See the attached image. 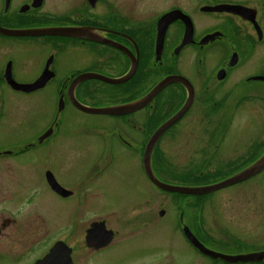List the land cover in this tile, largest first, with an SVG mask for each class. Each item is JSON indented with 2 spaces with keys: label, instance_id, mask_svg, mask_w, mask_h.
Returning <instances> with one entry per match:
<instances>
[{
  "label": "flooded vegetation",
  "instance_id": "obj_1",
  "mask_svg": "<svg viewBox=\"0 0 264 264\" xmlns=\"http://www.w3.org/2000/svg\"><path fill=\"white\" fill-rule=\"evenodd\" d=\"M0 27L66 28L72 34H0V264H22L24 258L34 264L60 241L77 263L69 219L55 226V199L87 205L78 213L82 221L91 204L144 203L143 212L114 224L107 217L89 223L83 238L92 258L133 245L129 258L135 248L144 251L138 264H264L213 258L190 239L227 255L264 251V211L250 215L243 205L225 216L219 210L222 193L253 179L263 185L264 170L199 196L159 188L144 164L152 135L179 111L153 151V170L162 182L214 184L264 155V131L232 129L249 105L264 108V0H0ZM132 70L120 84L98 77L120 78ZM173 77L178 79L131 113L90 111L135 102ZM14 82L37 86L28 93ZM20 95L42 96L39 118L46 123L22 146L7 143L3 132L20 116ZM198 120L206 124L200 132L192 129ZM248 134L256 149L246 150ZM73 170L79 175L69 184L64 177ZM152 187L175 206L172 226L149 227ZM94 225L95 245L88 247ZM101 259L94 264H110Z\"/></svg>",
  "mask_w": 264,
  "mask_h": 264
},
{
  "label": "rangeland",
  "instance_id": "obj_2",
  "mask_svg": "<svg viewBox=\"0 0 264 264\" xmlns=\"http://www.w3.org/2000/svg\"><path fill=\"white\" fill-rule=\"evenodd\" d=\"M7 95H11V92L8 91ZM16 101L18 102V106H20V102L22 104V108L20 111V116L16 118V123H8L7 126L4 127V136L7 143H21V146L28 143L33 136L37 135L38 132L42 131L46 128V123L42 122L39 118V114L41 108L43 107L42 96H16ZM197 123H192V129L194 131L200 132L203 130V127L206 126L204 122L195 121ZM232 129L242 130L244 132H256L257 130L264 131V108L258 105H249L247 107V111L243 113L240 117L237 116L235 122L232 124ZM77 130V129H75ZM254 135L248 134L247 142L248 148L256 149V144L254 140H251ZM263 137V135H262ZM254 145H251L253 144ZM73 144V140H70V146ZM169 150V149H168ZM170 152H172V156L174 157V161L177 162L176 159V146H172L170 148ZM78 171H71L64 178L68 181L69 184H73L72 181L74 178L78 176ZM213 179V178H212ZM211 179V180H212ZM210 180V181H211ZM258 180H251L244 183L243 187L237 192H226L222 193L221 207L219 210L224 213V215H231L228 212H232L233 210H238L243 205L245 206V210L251 212L250 215H254L255 212L264 211V184L261 185L257 182ZM207 181H203L202 183H206ZM154 188L150 189L151 198L148 203L146 209H149L150 212V228L156 227L158 225L161 226H172L174 221V214L176 212V208L173 204L165 201L162 198V195L155 190ZM240 192V193H238ZM245 195V199L242 196ZM90 205V204H88ZM102 209H95L94 204H91V208H88L86 212V218L82 221L79 218L78 213L81 210H84L87 205H81L77 202L66 201L63 199H55L53 202V219L55 221L56 228L61 227V220L64 218L65 220L69 219V224L71 225V235L69 236V242L71 246L76 249V254L78 256L76 264H94L95 261H101V258H107L110 260V264H138L136 262V257L143 253L144 251L135 248L132 253L133 257L128 256V250L133 247V245H126L125 247L117 246L105 256H97L91 257L90 254L87 253L85 242H84V229L89 226V223L98 220L100 217H107L113 224L115 221L120 220L123 216H131L136 213H141L144 211V203L138 201V203L131 202L129 200H113V201H105L103 203L98 204ZM164 209L166 211V215L164 217L159 216V211ZM209 209V208H208ZM207 212V208H204ZM74 214L78 215L77 218H74ZM207 215V214H206ZM79 218V219H78ZM46 217H43L41 222L46 223ZM160 222V224H159ZM76 226L74 227V225ZM135 227H141L140 224H135ZM143 226V225H142ZM75 230V231H74ZM129 226L128 231L129 232ZM68 241V240H67ZM123 251V253H121ZM44 251H38V254L43 253ZM181 253L185 252V247L182 246ZM169 253V249L167 248L165 251L166 257ZM163 255V252H161ZM31 259V256H30ZM22 264H30L26 258H24ZM182 264H185L181 262ZM180 264V263H179ZM199 264H204L200 262Z\"/></svg>",
  "mask_w": 264,
  "mask_h": 264
},
{
  "label": "water",
  "instance_id": "obj_3",
  "mask_svg": "<svg viewBox=\"0 0 264 264\" xmlns=\"http://www.w3.org/2000/svg\"><path fill=\"white\" fill-rule=\"evenodd\" d=\"M168 22L166 21V24ZM165 26H163L164 29ZM0 33L6 34V35H41V34H59V35H70V31L66 28H40V29H26V30H13V29H7L0 27ZM78 34V33H74ZM160 48L162 46V38L159 41ZM133 73V70L127 74L126 76L119 78V79H110L104 76L98 75L99 78L104 79L111 83H121L126 80H128ZM178 77H173L169 79H165L159 85H157L147 96L142 98L141 100H138L134 103L117 106V107H111V108H102V109H90V111L94 110L95 112H101V113H112V114H124L131 111H134L136 109L141 108L142 106L146 105L152 97L160 90L162 89L166 84H169L171 82L176 81ZM18 89H21L26 92H30L33 87L37 86V83L30 84V85H19L14 83ZM89 110V109H88ZM182 115L181 112L177 113L175 116H173L170 120H168L166 123H164L152 136L147 149L145 153V169L147 171V174L151 178V180L158 185L161 188H164L169 191L174 192H181V193H189V194H207L213 191H216L218 189L224 188L226 186L244 181L246 179H249L253 177L254 175L258 174L264 169V155L258 159L256 162L245 168L244 170L240 171L239 173L231 176L228 179H225L221 182L206 185V186H197V187H183V186H175V185H169L166 183L161 182L154 174L152 169V153L153 148L159 139L160 135L173 123H175L179 117ZM164 212L162 211L161 214ZM97 229L92 228L89 230V234L87 237L88 245L93 246L95 245L93 242V238L95 235V232ZM192 242L202 251L203 253H206L207 255H210L215 258H222L226 261H250V260H263L264 259V252H257V253H250L247 255H238V256H230L225 255L222 253H218L215 251H212L208 248H206L200 241H198L196 238H192ZM36 264H72L71 259V250L63 243H57L50 252L42 259L39 260Z\"/></svg>",
  "mask_w": 264,
  "mask_h": 264
}]
</instances>
